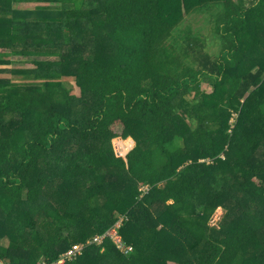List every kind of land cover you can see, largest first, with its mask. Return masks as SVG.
Instances as JSON below:
<instances>
[{"label":"trees","instance_id":"1","mask_svg":"<svg viewBox=\"0 0 264 264\" xmlns=\"http://www.w3.org/2000/svg\"><path fill=\"white\" fill-rule=\"evenodd\" d=\"M14 56L3 262L264 264V0H0Z\"/></svg>","mask_w":264,"mask_h":264},{"label":"rangeland","instance_id":"2","mask_svg":"<svg viewBox=\"0 0 264 264\" xmlns=\"http://www.w3.org/2000/svg\"><path fill=\"white\" fill-rule=\"evenodd\" d=\"M235 1H239V0H235ZM31 5L34 6L35 4H31ZM19 6H25V5L20 4ZM209 27H210V25L208 24L206 26V28L209 29ZM206 32H207V30H206ZM214 42L215 41H213V43L208 45V50L212 53L216 52L218 50L217 45ZM33 59L44 60V59H46V57H42V56L41 57H17V56H14L12 58L11 62H9L8 64H3L2 66H0V75L2 77H4L3 80H8V81L14 82V83H20V82H22V79L20 78V76L18 74L13 72L12 69L15 67L16 68H18V67H31L33 65V63H32ZM205 89L210 90V87L205 84ZM130 138L131 137H127V138H124L122 140H118L117 138H114L113 139V146H114L115 152L123 155V153H125L127 151V149L129 148ZM201 160H203V159H201ZM142 188H145V186H143ZM223 214H224L223 209L217 208L215 210V212L212 214L209 223L211 225L218 226L219 220L221 219ZM5 242H7V241L4 240V243ZM187 253L189 256L193 252L188 250ZM168 264H176V263L168 262Z\"/></svg>","mask_w":264,"mask_h":264},{"label":"built area","instance_id":"3","mask_svg":"<svg viewBox=\"0 0 264 264\" xmlns=\"http://www.w3.org/2000/svg\"><path fill=\"white\" fill-rule=\"evenodd\" d=\"M129 148L127 149V151L125 153H123V155H125L130 149H132V147L134 146V140L132 138H130V142H129ZM120 154V153H119ZM122 155V154H120ZM144 189L146 192L148 190V188L145 186V188H142ZM119 222L118 221L116 223V225L118 226L119 225ZM109 232H111L114 236V238L117 240V242L119 243V245H122V242L120 240V238L115 234V231L114 230H110ZM93 240L95 242H100L101 241V236L100 235H95V237L93 238ZM82 247L81 244H74L70 249H68L66 252H64L60 258L53 262V263H47V262H44L43 264H62L67 258H70V257H73V255L80 250V248ZM0 264H6L5 262H3L1 259H0Z\"/></svg>","mask_w":264,"mask_h":264},{"label":"water","instance_id":"4","mask_svg":"<svg viewBox=\"0 0 264 264\" xmlns=\"http://www.w3.org/2000/svg\"><path fill=\"white\" fill-rule=\"evenodd\" d=\"M117 139L119 140V139H122V138L121 137H118Z\"/></svg>","mask_w":264,"mask_h":264}]
</instances>
